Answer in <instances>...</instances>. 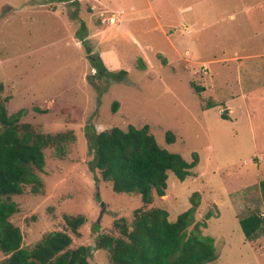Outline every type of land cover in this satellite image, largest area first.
I'll list each match as a JSON object with an SVG mask.
<instances>
[{
  "label": "rangeland",
  "instance_id": "obj_1",
  "mask_svg": "<svg viewBox=\"0 0 264 264\" xmlns=\"http://www.w3.org/2000/svg\"><path fill=\"white\" fill-rule=\"evenodd\" d=\"M89 57L112 75L95 74ZM4 100L8 116L23 111L20 125L70 136L44 149L40 192L12 196L22 247L60 231L70 248L89 249L88 264H110L96 239L117 236L116 220L158 207L174 221L197 192L195 220L218 254L211 264H264V234L245 241L238 224L264 216V0H0ZM143 125L162 149L198 157L183 182L168 172L165 195L147 206L101 179L88 140L90 130ZM64 216L84 217L78 235Z\"/></svg>",
  "mask_w": 264,
  "mask_h": 264
},
{
  "label": "trees",
  "instance_id": "obj_2",
  "mask_svg": "<svg viewBox=\"0 0 264 264\" xmlns=\"http://www.w3.org/2000/svg\"><path fill=\"white\" fill-rule=\"evenodd\" d=\"M89 60L95 74L112 75L99 57ZM193 88L195 92L203 91ZM6 100L0 102V251L5 256L0 264H88L89 249L70 248L71 238L64 232H50L33 247H22L21 231L10 222L18 209L12 196L22 194L25 187L32 194L40 192L42 181L38 173L45 165L44 149L53 146L59 151L70 136L43 135L27 124L20 125L23 111L8 116ZM117 107L118 102L114 101L111 112L115 113ZM220 117L229 119L224 114ZM88 140L93 151L92 166L99 171L101 179L111 183L114 193L138 195L143 206L151 204L154 193L159 197L165 195L168 172L183 182L198 163L196 154L188 163L179 154L162 149L148 125L128 126L125 131L118 127L98 133L90 130ZM165 140L173 142L174 137L167 132ZM258 185L264 199V179ZM189 201L190 207L174 221H169L168 212L158 207L135 209L130 223L125 219L113 223L117 236L102 234L96 239L97 249L107 251L110 264L213 263L218 258L214 239L202 233L206 223L195 220L199 194L194 192ZM211 216L210 212L205 214V221ZM64 222L78 235L84 217L64 216ZM238 224L245 241H254L264 234V216L260 214L238 219Z\"/></svg>",
  "mask_w": 264,
  "mask_h": 264
},
{
  "label": "built area",
  "instance_id": "obj_3",
  "mask_svg": "<svg viewBox=\"0 0 264 264\" xmlns=\"http://www.w3.org/2000/svg\"><path fill=\"white\" fill-rule=\"evenodd\" d=\"M108 21H109L110 23H113V22H114V16L110 17V18L108 19Z\"/></svg>",
  "mask_w": 264,
  "mask_h": 264
},
{
  "label": "crops",
  "instance_id": "obj_4",
  "mask_svg": "<svg viewBox=\"0 0 264 264\" xmlns=\"http://www.w3.org/2000/svg\"><path fill=\"white\" fill-rule=\"evenodd\" d=\"M161 31H162V30H161ZM162 34H163L164 36L166 35L165 32H163V31H162Z\"/></svg>",
  "mask_w": 264,
  "mask_h": 264
}]
</instances>
